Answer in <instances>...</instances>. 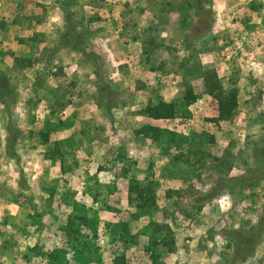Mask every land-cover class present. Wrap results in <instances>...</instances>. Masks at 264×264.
Returning a JSON list of instances; mask_svg holds the SVG:
<instances>
[{
    "label": "rangeland",
    "instance_id": "obj_1",
    "mask_svg": "<svg viewBox=\"0 0 264 264\" xmlns=\"http://www.w3.org/2000/svg\"><path fill=\"white\" fill-rule=\"evenodd\" d=\"M196 2L0 0V264H150L153 223L160 264H264V0Z\"/></svg>",
    "mask_w": 264,
    "mask_h": 264
},
{
    "label": "trees",
    "instance_id": "obj_2",
    "mask_svg": "<svg viewBox=\"0 0 264 264\" xmlns=\"http://www.w3.org/2000/svg\"><path fill=\"white\" fill-rule=\"evenodd\" d=\"M196 7L197 10H202L201 4H200V0H196ZM198 14V13H197ZM200 14V13H199ZM198 14V15H199ZM198 65V64H197ZM199 66V65H198ZM200 68V66H199ZM212 75H208L209 71L205 70L202 72L203 77L211 76L214 77V72L210 71ZM208 73V74H206ZM213 98L216 101V108H217V119H227L230 117V115L232 114L233 110L235 109L236 106V92H235V88L234 87H227L225 89L221 88V87H217L215 89H212L211 91H209ZM196 98V95L192 92V90L190 89L189 85L187 83L184 84V92L181 94L180 99H179V103H175V101L173 102H163V101H159L151 106H149L146 109L141 110L139 113L154 118V119H165V118H173L175 116L178 115V109H177V105L179 104L181 106V109L184 111H187V106L189 104H191ZM154 130V134L152 135L153 138H158V136L160 135L159 132H167V134L169 135V141H172L173 145L177 146L180 142L185 141V140H191V144L194 142L193 140L196 139L194 137V135H190L189 137H185L184 135H179V134H174L172 132H169L167 130H159L157 128H153ZM146 130L150 133L151 128L150 127H146ZM151 134V133H150ZM10 143V140H9ZM188 148H190V146H188ZM188 153H192L195 155V159L196 161H199L202 156V151L196 150L194 148H190ZM221 161V159H220ZM219 162V160H218ZM223 162V161H222ZM220 163V162H219ZM129 193L132 191V188L129 187ZM133 199L135 201V206L137 208H139L141 211L143 212H148L151 209L155 208L156 204L154 202V199L152 197V195L150 194V190L147 187V185H142L139 186L137 188L136 194H134ZM75 220H77L78 222H80L81 224H83L84 226L90 228L92 231H94V227L92 224V220L91 219H87L83 216L74 218ZM264 221V219H263ZM262 221V222H263ZM121 226L124 227V223L120 224ZM68 229L70 230V232H75V229L73 227V220L70 219L68 221ZM156 224L153 223V228L151 231L152 236H150V239L147 242V245L144 247L145 251L148 252V258L150 260V264H160V255L162 252H164L165 250L169 251L171 250V246H170V242L167 241L166 239L161 240L159 243L155 238V235L157 232V228H156ZM260 227V226H259ZM122 230H124V228H122ZM260 228H257L255 231L251 232V234L245 235L243 236L242 241L239 243L238 247H236V254H240L243 253L244 251H248L249 250V246L251 243V240H253L254 236L259 232ZM76 237H73V239H75ZM160 245L157 246V245ZM164 246V247H162ZM163 248V249H162ZM60 264V263H59ZM113 264H123V256H119L116 257L115 260L113 261Z\"/></svg>",
    "mask_w": 264,
    "mask_h": 264
}]
</instances>
